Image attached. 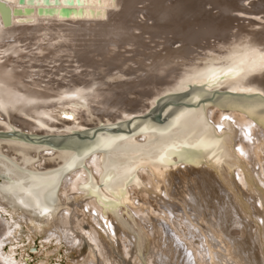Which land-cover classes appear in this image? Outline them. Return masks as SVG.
<instances>
[{"label": "bare ground", "instance_id": "6f19581e", "mask_svg": "<svg viewBox=\"0 0 264 264\" xmlns=\"http://www.w3.org/2000/svg\"><path fill=\"white\" fill-rule=\"evenodd\" d=\"M66 1L0 0V229L77 264H264V0Z\"/></svg>", "mask_w": 264, "mask_h": 264}, {"label": "rangeland", "instance_id": "374dc122", "mask_svg": "<svg viewBox=\"0 0 264 264\" xmlns=\"http://www.w3.org/2000/svg\"><path fill=\"white\" fill-rule=\"evenodd\" d=\"M143 5L144 4H137L136 5V8H142ZM206 8L207 9H210L209 6H207ZM73 11L74 12L71 14L73 16L75 14L78 16L80 14L79 12H83V11H79V9L77 7L74 8ZM91 13L92 12H88L87 14H90V16H91ZM70 17H68V22L67 21H65V23H63V22H55L54 25H62V24H66L67 25V23H71L70 25L74 26V25L78 24L76 21L72 20V18H70ZM136 18L137 19H135V20L137 21L138 24L139 23L140 24L141 23L142 24H145L146 23L147 25H152V21L146 20V18L143 17L142 14L141 15L139 14V17H136ZM102 19L106 20L107 18H102ZM44 23H46V22H44ZM46 24L47 25L48 24L51 25V24H53V22H47ZM128 24H129V27H131L133 29V30L131 29V33L136 34V35H139L142 38L141 41H142L143 44L145 43V45H147V46H149L151 48H155L154 45L159 42L158 43L159 46L156 47L155 49L161 50L163 48L162 47V45L164 43L163 39H159V38H155L154 39L153 38V40H151V38H149L150 36L148 34H145V33L142 34V32L140 30H137L136 28H134L132 26L133 24L131 22L128 23ZM12 26H13V24L8 25L7 27L10 28ZM88 26L94 27L95 26V23L94 22H89L88 23ZM140 32H141L142 35H140ZM61 33L63 34V32H61ZM21 43L20 42H16L13 45L18 46L19 48H24V47L26 49L28 48L27 45H22ZM33 43L34 44H37L36 42H32V44ZM50 43H52V44H50ZM55 43H57V44H55ZM18 44L19 45L21 44V45L19 46ZM59 44H58V41H55V42L54 41H50V42L43 43V45H52V46L53 45H57L58 46ZM132 48H133V50H132ZM136 48H137L136 46H130V45H124L123 47L109 46L107 48L108 49L107 50L108 52H107L106 55H104V58H109V56H111L112 54H120L118 57H119V59L121 61H122V58L125 59L126 56L128 57V58L126 57V59H133V60L136 61V59L138 57L135 56V53H134L135 50H137L138 52H140L142 50L141 52H145V53H148L150 51V50H146V49L143 51V49L141 47H138L137 49ZM129 49L131 51H133V52H130ZM115 51H117V52L115 53ZM37 53H38L37 50H35L33 52H27L26 53L27 56H22L21 59L27 61V63H31V62H33V63H60V62L61 63H71V61L73 60V57H72L73 55H71V57L67 56L68 55V50L62 51V48H60L59 50L55 51V54H52V55L44 58L43 59V62L35 61L34 58H33V60H34L33 61L32 58H30L31 55H37ZM59 55H60V57H59ZM92 55H95L96 57L95 56H92ZM131 55H134V56L132 57ZM91 56L96 59V62H98V63H101L102 62V60H101L102 57L99 56V55H97L96 52L91 53ZM24 57H26V58L24 59ZM27 59L28 60L30 59V60L28 61ZM58 60H60V61H58ZM100 60H101V62H100ZM125 63H132V62L131 61H127ZM0 214H1V217L4 220L6 219V221H9L8 214L2 213V212H0ZM0 222L1 223L3 222V220L1 218H0ZM0 241L2 242V246L0 248V256H2V254L10 255L11 259H13V261L17 262L18 264H77L76 261H78V260L81 259V254H82V250L80 251L77 248H74V249L70 250V249H68V247L63 242H57L56 240H54L52 238L45 239L43 234H35V235H32L30 233H28V234L25 233V234L21 235L19 238H17L16 241L15 240H12L11 236H8L7 235V230H6V228H5L4 225L0 229ZM28 247H33L34 249L33 250H29ZM1 264H2V262H1Z\"/></svg>", "mask_w": 264, "mask_h": 264}, {"label": "water", "instance_id": "95a60500", "mask_svg": "<svg viewBox=\"0 0 264 264\" xmlns=\"http://www.w3.org/2000/svg\"><path fill=\"white\" fill-rule=\"evenodd\" d=\"M17 2L18 3H21L22 2V0H17ZM28 2H30V0H28ZM43 2L45 3V4H47L48 2H47V0H43ZM70 2H72V0H67L66 1V4H70ZM75 2L76 3H78V0H75ZM53 3H56V0H53ZM5 8V7H4ZM13 13L15 14V10H13ZM16 14H18V13H16ZM218 93L219 92H217V93H214V96L215 95H218ZM255 94H258L262 99H264V95L263 94H261V93H259V92H255ZM213 97V96H212ZM212 97H205V98H203L201 101H202V104H211V103H213L212 101ZM199 104H194V105H191L190 107H193V106H195V107H197ZM156 114L157 113H152V112H150V111H147V112H145V113H143V114H136V115H132L130 118H148V119H152L153 121H155V122H160V120H161V117L159 116L158 118L156 117ZM129 118V119H130ZM224 119V118H223ZM228 121H230V120H228ZM127 124V123H126ZM96 129H107V130H109L110 132H113V133H116V134H124V135H129L130 134V130H129V126L128 125H124V127H119V126H114L113 124H110V125H101V126H99L98 128H96ZM14 131H17V130H14ZM83 131H86V133L85 132H74L73 134H75V136L76 137H78V138H81V137H88L90 134H92V132L93 131H91L90 133H88L87 131H88V128L86 127V128H84V130ZM44 140H46V139H44Z\"/></svg>", "mask_w": 264, "mask_h": 264}, {"label": "snow or ice", "instance_id": "6c2138e0", "mask_svg": "<svg viewBox=\"0 0 264 264\" xmlns=\"http://www.w3.org/2000/svg\"><path fill=\"white\" fill-rule=\"evenodd\" d=\"M260 61H261V66L264 67V56L260 57Z\"/></svg>", "mask_w": 264, "mask_h": 264}]
</instances>
